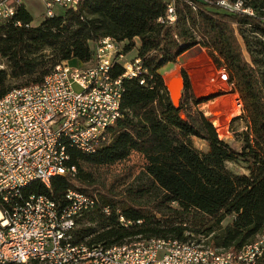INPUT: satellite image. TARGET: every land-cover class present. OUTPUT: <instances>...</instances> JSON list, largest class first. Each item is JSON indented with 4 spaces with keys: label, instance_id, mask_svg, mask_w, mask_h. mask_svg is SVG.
Instances as JSON below:
<instances>
[{
    "label": "trees",
    "instance_id": "trees-1",
    "mask_svg": "<svg viewBox=\"0 0 264 264\" xmlns=\"http://www.w3.org/2000/svg\"><path fill=\"white\" fill-rule=\"evenodd\" d=\"M218 1L89 0L38 27L32 26L26 9L19 8L0 26V59L6 67L0 68V100L15 89L41 85L58 65L90 63L95 47L105 39L127 43L126 54L140 42L138 76L122 78L119 65L113 70L115 79L122 78V115L96 152L71 150L75 174L55 178L49 187L34 183L21 192L24 199L45 196L64 207L69 191L101 193L88 173L91 169L114 168L139 158L138 178L121 200L111 191L103 192L105 201L98 199L97 209L86 217L97 230L86 229L78 241L92 236L90 244L113 246L139 237L187 242L196 235L215 249L238 251L264 229V0H229L243 3L248 13L241 14L222 11ZM171 5L174 24L167 19ZM196 47L222 61L242 101L243 114L234 125L244 121L247 131L236 135L239 150L220 142L200 111L192 112L203 101L194 97L185 71L181 104H172L161 70ZM193 139L227 149L222 160L242 166L247 175L208 164ZM104 208L110 210L109 217ZM118 212L132 226L122 227ZM228 218L234 219L223 228Z\"/></svg>",
    "mask_w": 264,
    "mask_h": 264
},
{
    "label": "built area",
    "instance_id": "built-area-1",
    "mask_svg": "<svg viewBox=\"0 0 264 264\" xmlns=\"http://www.w3.org/2000/svg\"><path fill=\"white\" fill-rule=\"evenodd\" d=\"M28 1L0 0V26L11 21L19 8L26 9ZM42 1L46 20L89 0ZM218 6L229 14L248 13L240 1L219 0ZM167 19L172 24L176 21L172 5ZM123 50V43L105 39L95 47L90 63L80 68L58 65L41 85L15 89L0 100V264H264V229L238 251L191 240L90 244L89 238L78 241L77 229L97 209V196L69 191L64 207L45 196L22 197V190L34 183L49 187L53 179L75 174L70 151L94 154L120 119L122 78H136L141 70L138 60L122 63ZM116 65L124 70L120 79L112 75ZM221 70L220 78L226 76L232 92L225 97L235 99H224L220 108L200 112L215 131L221 129L219 141L231 146L238 143L236 135L246 132L247 125L240 121L233 129L243 104L224 66ZM103 214L111 215L108 208ZM117 217L122 227L132 226L121 212Z\"/></svg>",
    "mask_w": 264,
    "mask_h": 264
},
{
    "label": "rangeland",
    "instance_id": "rangeland-1",
    "mask_svg": "<svg viewBox=\"0 0 264 264\" xmlns=\"http://www.w3.org/2000/svg\"><path fill=\"white\" fill-rule=\"evenodd\" d=\"M26 6L29 7V5L27 4ZM32 6H34L36 9L39 10L43 8L40 2H34L32 3ZM35 12L36 11H34V15H37L36 14L37 12L36 13ZM124 50L122 52L124 58L121 60L123 64L128 63V61H130L134 57L135 52L138 51L137 43H136V48L131 53L126 54ZM246 57L248 59V56ZM66 64L72 66V64L69 63ZM0 68L6 69L1 59H0ZM76 68H80V67L78 66ZM222 68H223L222 61L218 59L216 55H213L209 53L207 50L199 47L196 49L194 48V50L192 49V52H190L189 54L187 53V55L184 58H181L177 62V64L172 66H166L165 68H163L161 70V74L164 76L165 81L170 78L182 82L183 81L182 72L185 71L191 79L192 91L194 97H196L200 101H203V104L193 109L192 112H196V111L202 112L203 110H205V112L207 113L206 109L220 108V106H218L220 101L224 99L227 100L229 98L230 100L235 99L234 97L226 98L232 92L230 89L231 87H229L226 83L227 81L226 76L222 79L220 78L222 75V70H221ZM222 96L224 97L222 98ZM181 97L183 98V92ZM217 129L218 130L215 131L216 134H218L219 132L222 133L219 127H217ZM233 129L236 130L237 126L234 125ZM193 144L195 149L202 157V159H204L205 162H207L208 164L219 165L221 168L227 169L235 174L247 175V172L242 170V166L229 164L222 160V153H226L227 149L216 146L214 144L206 143L199 139H193ZM238 144L239 143L232 144L231 145L232 149L239 150L241 144L239 145ZM141 167H142V162L139 160V158L132 157L129 161L119 164L114 168L91 169V172H88L89 175L94 176V181L98 183L102 189L101 193H96L95 196H97L98 199L104 200L103 192L111 191L114 195L116 196L118 195L119 196L118 199L121 200L122 199L121 195H123L127 187H129L135 181V179L138 178V176L140 175L142 170ZM231 219L232 218H228L225 220V222L222 225L223 228H225L231 222ZM90 227H92L94 230H97L98 228L97 225L91 226L88 223V221L85 219L84 222H82L78 226L77 236H79L80 233L81 235L84 234L83 232ZM88 238H89L88 242L93 241L94 239V237L92 236ZM136 240H142V239L139 237L131 241H128L126 243H130ZM190 240H191L190 242H193L195 244L198 243L203 244L205 242V244L208 245L207 244L208 239L204 241V238L202 236L193 235L192 239Z\"/></svg>",
    "mask_w": 264,
    "mask_h": 264
},
{
    "label": "crops",
    "instance_id": "crops-1",
    "mask_svg": "<svg viewBox=\"0 0 264 264\" xmlns=\"http://www.w3.org/2000/svg\"><path fill=\"white\" fill-rule=\"evenodd\" d=\"M34 2H40L42 4V7L43 8H41L40 10L39 9H36L34 6H32V3H34ZM26 4L29 5V7L26 6V11L30 14V16L33 19L32 26L33 27L40 26L44 22V18L42 17L43 16V13H44L43 1L42 0H31V1H28ZM34 11L37 12V13L35 12L37 15H34ZM136 43H137V48H139L140 47L139 40H136ZM126 44L127 43H123L124 49L126 47ZM196 48H199V47H196ZM190 52H192V50L188 51L187 53L189 54ZM187 53L182 58H184L187 55ZM137 54H138V51L135 52L134 57L130 61H128V62H131V61L135 60V58L137 57ZM69 64H72V66L70 65L71 67H78V66L80 67V66H82V64L79 61H76V60L69 62ZM233 219L234 218L231 219V222L229 224L232 223Z\"/></svg>",
    "mask_w": 264,
    "mask_h": 264
},
{
    "label": "water",
    "instance_id": "water-1",
    "mask_svg": "<svg viewBox=\"0 0 264 264\" xmlns=\"http://www.w3.org/2000/svg\"><path fill=\"white\" fill-rule=\"evenodd\" d=\"M166 84L172 104L175 107H179L182 100L181 95L184 90V82L169 78L166 80Z\"/></svg>",
    "mask_w": 264,
    "mask_h": 264
}]
</instances>
